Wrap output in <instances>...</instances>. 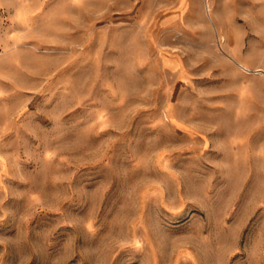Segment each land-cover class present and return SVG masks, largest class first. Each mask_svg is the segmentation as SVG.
I'll list each match as a JSON object with an SVG mask.
<instances>
[{
  "label": "rangeland",
  "instance_id": "obj_1",
  "mask_svg": "<svg viewBox=\"0 0 264 264\" xmlns=\"http://www.w3.org/2000/svg\"><path fill=\"white\" fill-rule=\"evenodd\" d=\"M0 264H264V0H0Z\"/></svg>",
  "mask_w": 264,
  "mask_h": 264
}]
</instances>
